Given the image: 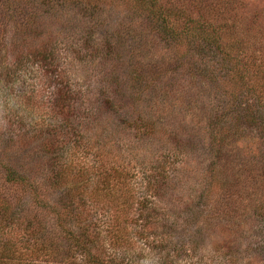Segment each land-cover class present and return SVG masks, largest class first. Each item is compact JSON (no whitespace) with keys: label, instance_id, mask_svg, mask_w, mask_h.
I'll return each mask as SVG.
<instances>
[{"label":"trees","instance_id":"1","mask_svg":"<svg viewBox=\"0 0 264 264\" xmlns=\"http://www.w3.org/2000/svg\"><path fill=\"white\" fill-rule=\"evenodd\" d=\"M136 1L145 9L144 32L153 26L171 44L186 40L205 59L196 64L184 60L178 71L197 72L202 82L212 86L233 79L243 86L237 95L223 92L226 98L217 101L214 113L205 120L210 157L201 190L185 208L182 201L172 200L173 195L166 202L161 198L168 194L162 189L185 175L189 160L184 135L173 131L171 136L167 115L162 106L155 105L156 100H167L173 86L166 84L165 77L177 69L144 66L131 59L132 50L125 61L123 44L117 41L122 38L117 32L125 25L119 24L112 31L118 38L110 33L107 37L116 41L110 57L114 60L121 52L119 57L126 66L122 91L117 94L124 99H93L88 79L93 74L86 80L81 74L88 70L87 64L109 54L102 52L106 36L93 39L79 34L69 41L58 35V51L54 44L48 50L32 48L28 38L38 34L41 24L30 15L31 4L0 0V65L11 82L37 78L36 72L40 73L42 89L60 120V131L55 134L62 141L63 137L69 140L54 142V133L50 134L56 129L33 132L32 136L16 127L2 132L0 264H131L132 243L124 223H119L121 208L132 211L135 237L159 254L162 264H200L193 244H198L203 232L219 223L237 224L239 219L242 223L243 218L246 223L254 214L264 217V198L258 197L260 183L264 185L263 168L250 176L243 162L231 163L225 158L240 151L242 139L247 137L243 126L264 130V102L245 74L248 67L226 51L219 33L209 24L188 18L176 30L160 9L159 0ZM130 49L126 45L125 50ZM96 75L93 82L101 89ZM120 113L126 118L116 120L114 116ZM75 151L94 158L93 170L85 165L73 171L65 168L62 160ZM26 159L34 162L33 168L23 167ZM140 174H147V184L132 181L133 175ZM177 187L173 183L172 188ZM90 199L113 205L112 216L85 213ZM225 259L234 262L228 252Z\"/></svg>","mask_w":264,"mask_h":264},{"label":"rangeland","instance_id":"2","mask_svg":"<svg viewBox=\"0 0 264 264\" xmlns=\"http://www.w3.org/2000/svg\"><path fill=\"white\" fill-rule=\"evenodd\" d=\"M13 1L31 4L32 14L30 15H33L41 24L38 34L28 38V46L32 48L37 46L40 50H48L54 44L58 51L59 47L56 44L59 45L57 40L60 36L68 38L69 41H74L75 36L79 34L92 35L93 39H96L98 35L106 36L102 52L109 54L104 55L102 57L104 59H95L92 65H86L87 73L94 75L88 78L93 99L107 101L108 98H118L123 101L124 98L117 96L122 91L121 81L126 67L119 57L122 53H124L125 61L128 60L132 50L131 59L136 60L135 62L142 61L144 66H165L173 71L184 60H191L195 64L197 61L205 60L198 57L186 40L182 44H171L163 40L160 32L155 31L153 26L151 30L147 29L144 32L141 26L144 23L142 18H145L146 13L136 0ZM159 3L170 25L176 30H181L188 18L209 24L214 28L219 33L221 44L227 49L226 51L230 55H237L240 62L248 67L245 74L251 83L257 86L264 102V0H159ZM119 24L128 28L124 26L117 32L122 37L117 41H121L124 51L116 53L113 60L110 56L113 54L116 41L107 36L112 35L118 38V34L112 31L118 30ZM132 29L133 32L129 35L128 32ZM129 44L131 49L128 52L125 47ZM95 65L99 68L98 76L97 71L94 70ZM1 66L3 65H0V144L1 139L4 138L2 132L9 127L10 130L11 127H16L26 136H32L33 132L56 129L50 135L53 136L54 133V142L62 141V137L55 134L60 131V120L53 113L48 93L42 89L44 83L39 78L40 73L36 72L37 78L30 79L27 76L23 81L17 78L16 81L11 82V78L6 76L5 69ZM86 71L83 75L81 74L85 80L90 76V74L86 75ZM196 73L177 69V73L168 74L165 82L173 88L167 93L165 102L156 100L155 104L162 106L161 110H164V114L167 115L166 127L171 131V136L173 131L181 132L184 135V142L188 145L189 160L185 164V175L177 177L161 191L164 192L163 194L168 193L164 198L161 196L164 202L173 195L172 200L175 203L182 201L184 208L194 201L198 191L201 190L210 157L205 120L207 121L209 114L214 113L213 109L217 101L226 98L223 92L236 94L243 90L238 80H228L219 86H212L210 83L202 82ZM95 75L102 83L100 85H103L101 89L93 82ZM114 118L120 120L126 118V115L120 113ZM242 128L245 129L247 137L242 139L240 151L232 153L234 155L224 154L231 163L243 162L246 170L250 169L248 173L252 176L256 174L257 169L264 170V130L256 129V127L251 129L249 126V129L246 126ZM249 130H252V133H248ZM62 142L69 143V140L63 137ZM76 153L69 154L62 160L65 168L73 171L76 167L85 165L93 170L94 158L87 156L88 153ZM24 163L23 167L25 165L33 168V161L26 159ZM133 176L135 178L132 181L136 180V184H147V174ZM173 183L178 186L175 190L172 188ZM262 186L264 185L260 183L261 191L258 197L264 198ZM155 199L160 200V195ZM113 208V205L103 199H90L86 202L84 211L87 214L99 211L110 217L114 211ZM121 209L118 213L119 223H124L132 243L130 244L132 248L129 249L131 264H162L159 254L135 237V225L130 221L132 211ZM242 220L241 223L239 219L237 224L236 222L225 223L226 225L219 223L203 232L198 244H193L196 248L193 254L196 255L200 264H264V252L261 250L264 251V217L254 214L252 220L246 223L245 218ZM227 252L234 258V262L228 263L225 259ZM222 253L225 255L223 256ZM182 258L184 260V257Z\"/></svg>","mask_w":264,"mask_h":264}]
</instances>
